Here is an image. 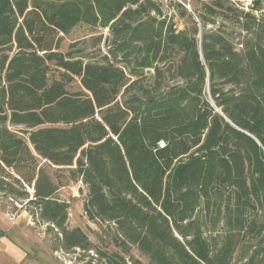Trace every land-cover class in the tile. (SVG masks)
I'll use <instances>...</instances> for the list:
<instances>
[{"label":"trees","instance_id":"obj_1","mask_svg":"<svg viewBox=\"0 0 264 264\" xmlns=\"http://www.w3.org/2000/svg\"><path fill=\"white\" fill-rule=\"evenodd\" d=\"M241 1L198 21L178 5L193 21L178 31L156 0H0L1 208L109 264L132 247L147 264H264V0ZM82 24L109 31L99 60L61 52ZM40 160L87 187L122 253L69 227Z\"/></svg>","mask_w":264,"mask_h":264},{"label":"rangeland","instance_id":"obj_2","mask_svg":"<svg viewBox=\"0 0 264 264\" xmlns=\"http://www.w3.org/2000/svg\"><path fill=\"white\" fill-rule=\"evenodd\" d=\"M161 3L162 11L164 16L174 24L178 31L188 29L192 26V19L184 16L182 10L179 9L178 5H183L188 13H190L194 20L198 21V17L204 11V7L212 5L214 0H156ZM240 5L244 6L245 9L251 5V0L241 1ZM103 35L104 41L100 46H95V40ZM106 41V43H105ZM109 45V31L99 28H93L85 24L79 25L74 29L70 35L64 36V41L61 46V52L73 53L74 56L84 57L87 60H99L108 52ZM72 92L81 91V87L78 81L74 82L70 86ZM13 130H16L13 128ZM41 166H43L53 179L59 184L60 189L58 192V198L66 201L70 204V216H69V227L70 228H81L92 241L94 247L97 250L108 252V253H122L121 248L115 244V238L117 236L115 227L108 224H95L88 220L84 212V204L88 199V189L83 185L81 181H75L72 177L71 170L69 168H58L50 165L46 161L40 160ZM75 167H73L74 169ZM3 205L7 206V210L0 209L6 213V215L15 221L18 217L23 214H27L30 219V228L34 235L39 239L40 243L46 244L49 249L53 252L55 259L64 264L60 258L68 257L70 259L77 258L74 264H85L94 259L93 264H109L108 261L99 260L96 256V250L92 252H83L80 250L63 253L56 252L53 247L56 246L57 233L49 229L47 225L38 224L27 212L20 214L13 213V206L10 203L4 202ZM61 256V257H60ZM129 264H132L130 257L138 259L143 263L147 264L148 259L144 256L137 247L131 248L130 256H125ZM84 260V261H81Z\"/></svg>","mask_w":264,"mask_h":264},{"label":"crops","instance_id":"obj_3","mask_svg":"<svg viewBox=\"0 0 264 264\" xmlns=\"http://www.w3.org/2000/svg\"><path fill=\"white\" fill-rule=\"evenodd\" d=\"M0 264H61L46 244L40 243L23 214L12 221L0 209Z\"/></svg>","mask_w":264,"mask_h":264},{"label":"built area","instance_id":"obj_4","mask_svg":"<svg viewBox=\"0 0 264 264\" xmlns=\"http://www.w3.org/2000/svg\"><path fill=\"white\" fill-rule=\"evenodd\" d=\"M60 259L63 261L64 264H74L77 261V258L70 259L69 257L68 259L66 257Z\"/></svg>","mask_w":264,"mask_h":264}]
</instances>
